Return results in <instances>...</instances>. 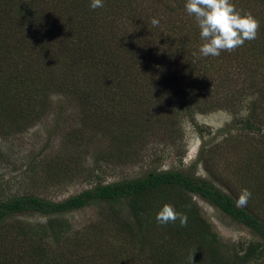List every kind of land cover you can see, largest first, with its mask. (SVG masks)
I'll return each mask as SVG.
<instances>
[{
  "label": "rangeland",
  "instance_id": "rangeland-1",
  "mask_svg": "<svg viewBox=\"0 0 264 264\" xmlns=\"http://www.w3.org/2000/svg\"><path fill=\"white\" fill-rule=\"evenodd\" d=\"M135 2L140 4L137 14L133 15L136 18L129 22L125 19V25L121 23L113 28L117 45L114 44L111 54L122 62L119 71L125 78L122 82L125 92L114 107L104 98L99 101V110H107L101 115L100 130H90L92 118H88L86 124L82 122L83 115L76 100L78 90L62 95L56 90V78L50 81L48 96L42 104L35 103L38 109L44 104L40 117L18 121L0 113V199L34 194L60 201L100 183L155 171L180 170L210 180L233 196L235 202L241 190L248 188L252 192L248 204L256 207L257 213L264 218V189L259 187L264 181V0H232L237 9L251 11L260 21L258 37L245 41L235 51H222L220 56L225 57L227 65L217 62L213 67L210 66L213 56L187 57V61L186 58H171L175 54L183 55L182 49L199 55L203 43L194 16L186 11L187 0H133ZM49 11L57 13L53 6ZM104 15L101 19L105 24L113 25L115 19L110 21V13ZM153 18L159 20L158 26L151 24ZM154 28H160L163 43L150 46L147 39L148 35H153ZM177 30L182 34L173 42L171 36L178 34ZM133 41L142 53L151 49L156 61L163 58L156 67L162 74L166 73L157 84L164 90L153 88L146 75L138 80L133 76L135 73H131L132 57L128 48L131 49ZM55 42L54 55H58L60 42ZM21 48L24 64L41 65L29 58L27 45L21 44ZM87 67L85 62L78 65L80 89L86 85L83 77ZM222 68L225 69L220 74L218 71ZM67 78L66 73L63 88L72 84ZM247 119L253 128H248ZM126 132L131 138L127 147L124 146ZM53 160L62 167L59 174L54 172L55 167H49ZM62 175L66 179H62ZM166 196L169 202L177 199L173 205L188 218L192 216L184 207L190 202L197 206L199 211L196 213L193 207L194 215L206 220L211 229L210 239L217 235L219 252L227 257L229 264H264V253L260 259L252 258L250 262H232L241 247L245 249L261 242L264 246L261 237L245 224L200 195L184 189L173 190ZM154 201L159 202L158 199ZM55 217L66 224L58 241L51 238L45 228L51 216L31 210L10 216L0 228V264H11L8 262L11 260L12 264H31L26 261L31 242L24 233L33 235L37 249L46 246L53 248L55 254L61 252L65 263L68 259L79 260L83 249L87 253L83 259L95 264H154L161 257L154 244L146 245L136 240L130 234L131 227L122 224L128 220L134 224L124 200H96ZM190 228L201 230L196 221L190 222ZM174 230L184 233L176 223L158 225L154 229L169 232L171 243L176 244L182 235L174 236ZM42 236L45 237L41 239ZM193 242L180 252L193 250ZM96 248L107 256V262L94 258L95 254L98 256ZM202 250L199 260L205 259L206 249Z\"/></svg>",
  "mask_w": 264,
  "mask_h": 264
},
{
  "label": "trees",
  "instance_id": "trees-1",
  "mask_svg": "<svg viewBox=\"0 0 264 264\" xmlns=\"http://www.w3.org/2000/svg\"><path fill=\"white\" fill-rule=\"evenodd\" d=\"M90 3L91 0H64L62 3L56 2V0H0V60L3 59L0 63L3 66V69L0 66V113L3 116L12 117L18 121L19 119L30 121V119L40 117V109H43L44 104L38 109L35 103L42 104L43 99L48 96L47 88L51 85L50 81L56 78L58 82L56 90L62 95H68L74 90H78L76 100L80 113L83 115L82 122L86 124L88 118H92L94 120L89 124L90 130H100L101 115L105 114L107 110H99L101 108V105H98L99 101L101 102L104 98L109 106L114 107L125 92V87L122 84L125 78L120 75L119 71L122 62L111 54V49L117 43L114 41L113 28L114 25L120 26L121 23L125 25L123 22L125 19L128 22L130 19L133 21V18H136L133 15L137 14L136 9L140 4L133 3V0H103L104 6L93 10ZM51 6L57 9L56 14L50 13L49 7ZM106 12L110 13V21L115 19L113 25L105 24V21L101 19L103 16L105 17ZM111 13L113 17H111ZM172 13L175 14V12ZM152 33L153 35H148L147 44L150 46L161 45L163 38L160 28L152 29ZM175 33L178 34L171 36L173 42L182 34L178 30ZM55 41L60 42L58 55H54ZM21 44L29 47V58L41 65L28 66L23 63L24 58L19 52L23 49ZM128 50L129 56L132 57L129 65L133 67L131 73L137 74L133 76L140 80L146 75L151 80L153 88L164 90L163 86L157 87V84L158 79L164 78L166 73L162 74L161 69L156 67V63L163 61V58L156 61V55L151 52V49L149 52L142 53L136 47L135 41L131 43V49L128 48ZM182 53L183 55L175 54L171 58H186L187 61V57H193L192 53L183 52V49ZM225 60V57L222 56L214 57L210 66L213 67L217 62L221 63V66H226ZM83 62L88 67L83 77L85 88L80 89V77L77 69L78 65ZM219 68L220 66L212 71ZM224 69L222 68L218 72L223 74ZM71 70H73L72 74ZM63 71L64 74L61 75ZM193 72L195 71L192 70L191 73ZM66 73L67 80H72V84L63 88L62 81ZM183 77L187 79L186 75ZM161 111H166V109H161ZM246 122L248 128H253L250 120L247 119ZM109 126L111 127V125ZM129 134H124V146L126 147L127 144H131ZM115 137L118 139L117 135ZM117 156L124 157L121 154H117ZM57 162L56 160L51 161L49 167H55L54 172L59 174V171L63 170H61L62 167H58ZM64 172L67 173L66 169ZM62 179L66 178L62 175ZM259 184V187L264 189V181ZM180 189L205 198L223 213L252 229L264 242V218L257 213L256 207L249 204L246 207H237L234 197L225 193L210 180L180 170L155 171L134 178L106 184L100 183L60 201H53L34 194L16 195L6 200L0 199V228L5 225L10 216L31 210L45 217H52L47 221L45 228H48L49 236L58 241L57 238L66 228V224L56 219L57 214L62 215L81 209L96 200L107 202L124 200L129 207L134 224L132 225V220L122 221V224L131 227L130 234L136 240L146 245H155L161 257L159 256L160 258L154 264H229L227 257L219 252L217 235L209 238L211 229L202 216L194 215L195 211L197 210V213L199 210L196 205L192 206L191 202L184 207L192 216L188 218L187 226L181 227L179 220L176 221V225L182 228L184 233L178 230L173 231L174 236L182 235L180 242L171 243L170 233L167 231H154L155 227L160 225L156 221L157 213L164 204L171 203L173 205L177 200L173 198L169 202L166 195L173 190ZM155 199H158L159 202L155 203ZM191 221L198 222L201 230L191 229ZM132 228L136 229L133 231ZM46 232L44 235L48 236ZM28 234H23L31 242L27 263L95 264L92 260L90 263L91 261L83 259L82 256L87 254L84 249L80 253L79 260L68 259V262L65 263L61 252L55 254L53 248L49 249L46 246L37 249V241H32L33 235ZM191 236H193L194 242L191 240ZM44 237L42 236L41 239ZM192 242L193 250L180 252ZM261 243L248 245L245 249L241 247L235 252L237 257L232 262L240 260L250 262L252 258L260 259L264 253V246ZM65 244L67 245V243ZM202 249H206L204 253L206 255H203L205 259L199 260L198 258L202 256ZM240 251H243V254H240ZM96 252L98 256L95 254L94 258L97 257L100 262H107V256L100 249L96 248ZM192 257L193 259H191ZM8 262L14 263L13 260Z\"/></svg>",
  "mask_w": 264,
  "mask_h": 264
},
{
  "label": "clouds",
  "instance_id": "clouds-1",
  "mask_svg": "<svg viewBox=\"0 0 264 264\" xmlns=\"http://www.w3.org/2000/svg\"><path fill=\"white\" fill-rule=\"evenodd\" d=\"M103 6V0H91L90 7L93 10ZM185 7L187 13L194 16L203 41L198 50L199 55L193 52L196 58L218 57L222 51H235L242 47L245 41H252L258 37L260 21L251 11L237 9L232 0H187ZM151 24L154 27L158 26L159 20L153 18ZM251 197V190L242 189L236 206L246 207ZM177 220L181 227L187 226V215L177 211L172 204H164L156 215V221L160 225L176 223Z\"/></svg>",
  "mask_w": 264,
  "mask_h": 264
}]
</instances>
